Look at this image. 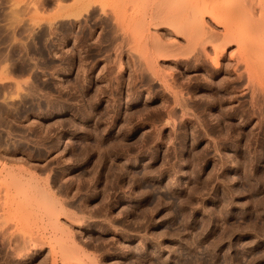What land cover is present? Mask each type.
<instances>
[{"label":"rangeland","instance_id":"1","mask_svg":"<svg viewBox=\"0 0 264 264\" xmlns=\"http://www.w3.org/2000/svg\"><path fill=\"white\" fill-rule=\"evenodd\" d=\"M60 1L0 0V264H264V0Z\"/></svg>","mask_w":264,"mask_h":264},{"label":"bare ground","instance_id":"2","mask_svg":"<svg viewBox=\"0 0 264 264\" xmlns=\"http://www.w3.org/2000/svg\"><path fill=\"white\" fill-rule=\"evenodd\" d=\"M42 1V0H41ZM97 1H99L98 4L103 6L100 1L101 0H73L71 4H66L64 2H59L58 5V11H57V16H64L66 18H71L73 20H77L83 12L87 13L89 11V8L94 5ZM118 2H123L121 0H117ZM127 2H130V0ZM132 2V1H131ZM172 2V1H171ZM177 2V1H176ZM208 3V2H207ZM254 4V3H252ZM206 5V3H205ZM246 7V6H245ZM249 8V7H248ZM185 9V8H184ZM252 11V10H251ZM181 12V11H180ZM195 12V11H194ZM182 13V12H181ZM197 13V12H196ZM177 14V13H176ZM188 14V13H187ZM192 14V13H191ZM185 17V16H184ZM187 18V17H186ZM176 19V18H175ZM189 19V18H188ZM249 19V18H248ZM185 21V20H184ZM189 22V21H188ZM176 23V22H175ZM188 24V23H186ZM181 26V25H180ZM179 27V26H178ZM187 28V27H186ZM246 30V29H245ZM189 31V30H188ZM112 33V31H111ZM245 33V32H244ZM243 33V34H244ZM247 35V34H246ZM240 37V36H239ZM227 40V39H226ZM218 49V48H217ZM220 55V53H219ZM8 71V70H7ZM251 74V73H250ZM7 114V111L3 106H0V128L1 127H6L5 123V117L4 115ZM7 132V131H6ZM4 137L0 133V144L4 143Z\"/></svg>","mask_w":264,"mask_h":264}]
</instances>
